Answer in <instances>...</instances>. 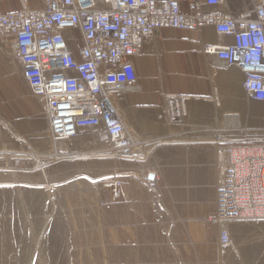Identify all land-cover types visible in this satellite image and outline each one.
I'll return each instance as SVG.
<instances>
[{
  "label": "built area",
  "instance_id": "obj_1",
  "mask_svg": "<svg viewBox=\"0 0 264 264\" xmlns=\"http://www.w3.org/2000/svg\"><path fill=\"white\" fill-rule=\"evenodd\" d=\"M206 26L219 40L202 52L238 68L248 98L264 103V0H188L187 12L182 0H44L40 11L0 13V50L40 100L53 142L91 133L124 153L132 138L110 96L136 85L131 59L155 55L162 28ZM215 169L210 221L223 253L231 247L228 225L264 220V140L218 147ZM109 189L124 199L120 184Z\"/></svg>",
  "mask_w": 264,
  "mask_h": 264
},
{
  "label": "rangeland",
  "instance_id": "obj_2",
  "mask_svg": "<svg viewBox=\"0 0 264 264\" xmlns=\"http://www.w3.org/2000/svg\"><path fill=\"white\" fill-rule=\"evenodd\" d=\"M23 90L22 105L14 97L12 112L0 113V264H168L157 228L119 224L124 212L117 203L127 196L122 189L125 197L117 201L109 189L113 183L123 188L118 160L143 163L146 123L125 110L114 91L111 101L132 138L128 151L115 153L91 133L55 143L40 100L24 82ZM250 109L255 114L218 119L184 110V141L203 128L219 147L263 141L264 103L252 102ZM211 215L206 226L184 225V258L174 249L171 264H213L214 248L219 250ZM234 223L221 264H234L233 246L264 243V220ZM181 229L173 233L180 237ZM238 264H264V251Z\"/></svg>",
  "mask_w": 264,
  "mask_h": 264
},
{
  "label": "crops",
  "instance_id": "obj_3",
  "mask_svg": "<svg viewBox=\"0 0 264 264\" xmlns=\"http://www.w3.org/2000/svg\"><path fill=\"white\" fill-rule=\"evenodd\" d=\"M43 1L0 0V13L40 11ZM187 3L188 0H182L184 12ZM218 40L208 26L200 30L162 28L155 41L156 54L131 59L136 85L119 92L118 103L136 113L147 129L146 139L141 142L142 147H147L143 163L118 160L122 189L127 196L124 203H117L124 212L119 224L157 228L156 236L158 242L165 244L164 258L169 260L168 264L174 249L184 258V225L206 226L207 217L214 212L219 142L208 136V128L193 131L194 138L184 141V110L195 117L212 115L217 119L220 115L255 114L250 109L253 101L242 89V72L202 52L204 45ZM9 59L10 55L0 50L1 114L12 112L14 97L21 105L24 99L23 81L15 68L8 65ZM168 112H177L179 117L169 120ZM149 173L154 174L153 181H147ZM174 228H182L180 237L173 233ZM149 234L152 235L151 230ZM179 243L183 246L175 247ZM263 251V242L256 246H233V263L251 261ZM213 264H221L220 252L215 248Z\"/></svg>",
  "mask_w": 264,
  "mask_h": 264
},
{
  "label": "water",
  "instance_id": "obj_4",
  "mask_svg": "<svg viewBox=\"0 0 264 264\" xmlns=\"http://www.w3.org/2000/svg\"><path fill=\"white\" fill-rule=\"evenodd\" d=\"M147 181H153L154 180V174H147V177H146Z\"/></svg>",
  "mask_w": 264,
  "mask_h": 264
}]
</instances>
